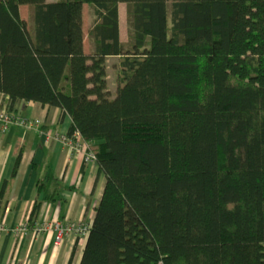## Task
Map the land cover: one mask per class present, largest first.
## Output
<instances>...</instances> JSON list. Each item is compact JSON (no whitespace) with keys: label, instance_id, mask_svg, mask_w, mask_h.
Wrapping results in <instances>:
<instances>
[{"label":"trees","instance_id":"1","mask_svg":"<svg viewBox=\"0 0 264 264\" xmlns=\"http://www.w3.org/2000/svg\"><path fill=\"white\" fill-rule=\"evenodd\" d=\"M0 94L60 109L96 156L80 264H264V0H0Z\"/></svg>","mask_w":264,"mask_h":264},{"label":"crops","instance_id":"2","mask_svg":"<svg viewBox=\"0 0 264 264\" xmlns=\"http://www.w3.org/2000/svg\"><path fill=\"white\" fill-rule=\"evenodd\" d=\"M47 1L53 3L58 0ZM122 5H119L120 41L128 44L129 33L125 39L121 30ZM87 8L88 5H84L85 52L88 48V53L93 54L94 44L89 33L86 34L85 27ZM88 9L93 12L94 25V7ZM125 11L127 13V6ZM20 14L22 19L30 21L29 7L22 6ZM114 59L119 63L118 57H112L107 60V65L108 61ZM117 67L119 70V64ZM107 82L110 88L109 76ZM109 91L114 97L116 91ZM7 104L8 99L0 94V111ZM14 113L21 118L42 121V129L45 131L68 134L72 125L70 117L60 109H50L38 103L18 104ZM105 183L106 179L98 174L96 164H85L82 157L71 155L59 141L46 143L37 129L11 126L6 133H0V196L4 190L0 200V223L6 227V231L0 235V264H70L77 242L79 247L72 264H80L88 234L68 233L62 244L56 245L55 231L37 237L31 229L26 236H20L14 231L27 224L36 201L41 203V207L32 218L33 227L53 222L66 226L72 223L90 225L102 199ZM39 184L45 187L41 192H38ZM47 197H53L54 200L47 201Z\"/></svg>","mask_w":264,"mask_h":264},{"label":"built area","instance_id":"3","mask_svg":"<svg viewBox=\"0 0 264 264\" xmlns=\"http://www.w3.org/2000/svg\"><path fill=\"white\" fill-rule=\"evenodd\" d=\"M11 126H23L32 130L37 129L44 136L46 143L59 141L68 149L71 155L82 157L85 164H96V156L92 152L90 145L83 139L79 132H74L72 135H69L45 131L42 129L43 123L40 120L25 119L11 115L7 111H0V133H6ZM29 229V226L26 224L14 231V233L20 236H26ZM31 230L36 237L49 231H55V244L60 245L64 240V236L68 233L87 235L89 233V225L85 223H72L66 226L59 222H53L35 226ZM5 231L6 227L0 224V235Z\"/></svg>","mask_w":264,"mask_h":264},{"label":"rangeland","instance_id":"4","mask_svg":"<svg viewBox=\"0 0 264 264\" xmlns=\"http://www.w3.org/2000/svg\"><path fill=\"white\" fill-rule=\"evenodd\" d=\"M121 4H124V5H122L121 6V12H122V10H124L123 12H122V17H121V30H122V34H123V37L125 38V39H127V35H128V21H127V13H126V11H125V9H126V4L125 3H121ZM90 7H93L92 5H88V8H90ZM86 9V11H85V15H86V17H85V24H86V26L85 27H87V29H86V34H88L89 32V27L91 26V24H92V22H93V17H92V10L90 11V9ZM170 11H171V5H169L168 6V25L169 26H171V15H170ZM93 25V24H92ZM89 39V38H88ZM88 41V40H87ZM88 46H89V43H88ZM86 54L87 55H90L89 53H88V48H87V50H86ZM109 62V64L107 65V76H109V89L111 90V91H114V93H115V91H116V89H117V86H118V74H119V70H118V60H110V61H108Z\"/></svg>","mask_w":264,"mask_h":264}]
</instances>
